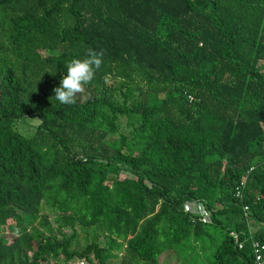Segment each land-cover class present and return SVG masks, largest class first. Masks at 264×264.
Returning <instances> with one entry per match:
<instances>
[{
	"label": "trees",
	"instance_id": "16d2710c",
	"mask_svg": "<svg viewBox=\"0 0 264 264\" xmlns=\"http://www.w3.org/2000/svg\"><path fill=\"white\" fill-rule=\"evenodd\" d=\"M89 48L94 81L60 104ZM0 228V264H159L189 241L255 264L264 0H0Z\"/></svg>",
	"mask_w": 264,
	"mask_h": 264
},
{
	"label": "clouds",
	"instance_id": "9594fccd",
	"mask_svg": "<svg viewBox=\"0 0 264 264\" xmlns=\"http://www.w3.org/2000/svg\"><path fill=\"white\" fill-rule=\"evenodd\" d=\"M104 51L99 52L89 48L83 59L74 58L65 64L67 74L62 76L59 85L53 88L54 98L60 104L72 105L86 85L91 84L96 72L103 63Z\"/></svg>",
	"mask_w": 264,
	"mask_h": 264
},
{
	"label": "rangeland",
	"instance_id": "374dc122",
	"mask_svg": "<svg viewBox=\"0 0 264 264\" xmlns=\"http://www.w3.org/2000/svg\"><path fill=\"white\" fill-rule=\"evenodd\" d=\"M124 121H121V131L126 133L128 130L124 127ZM39 121L36 119H25L24 121H17L15 123V128L24 136H30L33 134L35 128L38 126ZM202 213V212H201ZM50 222H52V217L49 218ZM53 223V222H52ZM2 232V228H0V235ZM83 240H80L82 242ZM195 244L192 241H189L187 245L182 248H178L179 250L173 252H166L158 259L159 264H208L207 261V250L199 252L194 248ZM82 248V243H79L78 249ZM118 259L115 262H111L110 264H120L121 260ZM182 259V262L180 260ZM70 264H88L87 262L82 261H73Z\"/></svg>",
	"mask_w": 264,
	"mask_h": 264
},
{
	"label": "built area",
	"instance_id": "2783aa9c",
	"mask_svg": "<svg viewBox=\"0 0 264 264\" xmlns=\"http://www.w3.org/2000/svg\"><path fill=\"white\" fill-rule=\"evenodd\" d=\"M187 211L190 210L191 208L186 205L185 208ZM254 253H255V264H264V246H258V244H254Z\"/></svg>",
	"mask_w": 264,
	"mask_h": 264
}]
</instances>
